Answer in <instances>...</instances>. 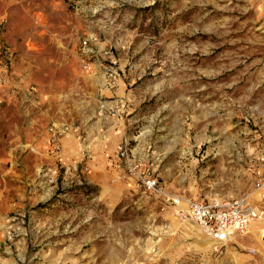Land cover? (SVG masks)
Instances as JSON below:
<instances>
[{
	"label": "rangeland",
	"instance_id": "1",
	"mask_svg": "<svg viewBox=\"0 0 264 264\" xmlns=\"http://www.w3.org/2000/svg\"><path fill=\"white\" fill-rule=\"evenodd\" d=\"M111 73L131 134L183 138L156 143L168 192L259 198L264 0H0V264H264V217L219 252L123 168L92 181L52 151L60 110L114 98L91 82Z\"/></svg>",
	"mask_w": 264,
	"mask_h": 264
},
{
	"label": "built area",
	"instance_id": "2",
	"mask_svg": "<svg viewBox=\"0 0 264 264\" xmlns=\"http://www.w3.org/2000/svg\"><path fill=\"white\" fill-rule=\"evenodd\" d=\"M109 82L116 83L117 75L111 73L107 76ZM120 100V99H119ZM126 98H121V103L112 107L110 115L117 117L123 112ZM100 101L98 103H106ZM123 102V103H122ZM101 112V110H100ZM114 124H118L116 121ZM49 141L53 152L59 155L64 152L61 139L67 134L74 133L84 141V133L80 126L53 124L49 128ZM151 145L144 152L135 150L128 138L123 139L116 147L113 155H109L110 164L121 167L134 178L136 184L150 193H156L164 199L165 204L173 208L179 220L190 221L196 225L201 233L206 236L219 252L234 242V237L246 231L253 221L264 217V182L257 180L256 192L259 198L246 194L234 198H214L212 200H196L184 198L168 192L162 184L160 175L154 166L156 160L149 154ZM82 160L89 159V149L82 147ZM77 172L87 173L90 170L88 162L75 167ZM182 203H185L183 206Z\"/></svg>",
	"mask_w": 264,
	"mask_h": 264
},
{
	"label": "crops",
	"instance_id": "3",
	"mask_svg": "<svg viewBox=\"0 0 264 264\" xmlns=\"http://www.w3.org/2000/svg\"><path fill=\"white\" fill-rule=\"evenodd\" d=\"M91 82L97 85V90L101 89L105 95H107L106 93L109 92L110 95L115 94L116 96L114 98H112V96L111 99L107 100V102L104 104L96 103L92 106L80 104L76 105L75 108H62L58 117L55 118V123L58 125H66L68 127L73 125L80 126L81 132L84 133L85 138H87L85 142H82L76 134L70 133L61 139L62 145L67 147V156H65L66 158H63V161L65 163H70V166L74 170V175L79 176L78 174H86L84 172H77L75 170V167L78 166L83 159L82 154H80L79 157H73L72 155L73 153L82 150V147L85 146L84 143L86 142L88 143V147H90L88 148L90 151V170L87 172V174L90 180H92L95 179V176L92 174L89 176V174L92 173L93 167L104 166L106 171H110V168L112 167H110V160L108 156L114 154L117 145L125 138H128L135 150L140 152H144L146 147L151 145L152 148L149 154L157 161H162L165 158V152L167 150L161 146H157L156 143L165 141L178 143L183 140V138H179V136H177V132L174 133L173 128L169 126L166 127V130L164 131H159V129H163L162 126H160L161 128L155 129L156 131H159L158 137H155V140H153V138L150 136V129L146 130L147 132L144 131V133L140 132L138 134H131L128 128L130 125L138 123L141 117H136L137 113L135 112H137V107L135 106L131 96L127 94L118 95L120 90V81L118 82L119 86H117L116 90L111 88L113 84L110 83L109 79L107 77L105 78L104 76L92 78ZM124 97L127 100L126 104L124 102L125 108L123 112L117 115V117H112L110 115L111 108L121 103V98ZM116 121L118 124H114ZM90 122L91 127H88L90 126ZM95 138H97L96 143H94ZM59 159L62 164H65L61 158ZM80 182H82V180H80ZM175 218L177 221L179 220L177 217ZM257 228L258 230L260 229L259 226H257ZM206 240H208V238H206ZM234 242H237V239Z\"/></svg>",
	"mask_w": 264,
	"mask_h": 264
},
{
	"label": "bare ground",
	"instance_id": "4",
	"mask_svg": "<svg viewBox=\"0 0 264 264\" xmlns=\"http://www.w3.org/2000/svg\"><path fill=\"white\" fill-rule=\"evenodd\" d=\"M182 204H183V206H185V203H182ZM262 219H263V218H261V219H259V220H262ZM259 220L253 221V222L251 223V225L249 226V228H248L246 231H244L243 233H240V234L236 235V236L234 237V241H235V239H236L239 235L247 233V232L250 230L252 224H253L254 222L259 221ZM180 221H183V220H180ZM184 221H185V220H184ZM203 236H204V235H203ZM205 237H206V236H205ZM206 238H207V237H206Z\"/></svg>",
	"mask_w": 264,
	"mask_h": 264
}]
</instances>
